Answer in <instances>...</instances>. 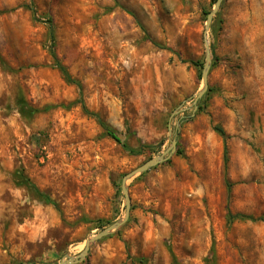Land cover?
<instances>
[{"label": "rangeland", "instance_id": "rangeland-1", "mask_svg": "<svg viewBox=\"0 0 264 264\" xmlns=\"http://www.w3.org/2000/svg\"><path fill=\"white\" fill-rule=\"evenodd\" d=\"M214 5L0 0V264L79 255L124 218L123 177L170 147V128L177 153L129 181V221L81 264H264V0L223 1L195 105ZM21 100L51 109L27 119ZM228 212L263 221L229 223Z\"/></svg>", "mask_w": 264, "mask_h": 264}, {"label": "water", "instance_id": "water-1", "mask_svg": "<svg viewBox=\"0 0 264 264\" xmlns=\"http://www.w3.org/2000/svg\"><path fill=\"white\" fill-rule=\"evenodd\" d=\"M224 0H216L215 5L212 9V11L208 14L207 20H206V28L204 31L205 35V46H206V56H205V63L203 66L201 78H202V83H203V88L197 93L196 98L194 100V104L197 105L198 102L206 95V93L209 90V74L211 71L212 67V51H211V46L210 43L207 39L208 32L211 29L212 23L214 21V18L220 11L222 4ZM181 109H177L171 116V119L174 118L175 115H177ZM170 134L172 136L171 138V145L170 147L163 153L157 155L156 157L150 159L143 165L133 169L129 173H127L122 180V193L125 197V202H126V211H125V216L123 219L113 223L112 225L104 228L101 232L96 233L92 237L86 240V246L85 249L77 256L74 257H67L66 259H62L58 263H48V264H81L84 262L89 254L91 245L109 235L112 233L118 231L123 225H125L130 218V213H131V197L129 193V181L135 179L136 177L147 173L151 169L164 164L168 162L174 154L177 153L178 149V128L175 129L174 131L170 128ZM19 264H36V263H19ZM44 264V263H43Z\"/></svg>", "mask_w": 264, "mask_h": 264}, {"label": "trees", "instance_id": "trees-1", "mask_svg": "<svg viewBox=\"0 0 264 264\" xmlns=\"http://www.w3.org/2000/svg\"><path fill=\"white\" fill-rule=\"evenodd\" d=\"M216 2V0H214V3ZM52 33V32H51ZM52 40L54 43V36L52 34ZM51 56L55 62L56 67L60 70V72L62 73V75L64 76V78L67 80V82L71 83V84H75L77 85V87L82 90V85L77 82L76 80H74L70 73L68 72L67 68L59 61V58L54 50V46L51 47ZM198 65L201 69L203 68L202 64H196ZM80 103L83 107V109L87 112L90 113L89 110H87L84 101L81 99ZM51 109V107H45L43 109L40 108H35L33 106H31L27 101L25 100H21L20 102V112L21 115L27 119H32L34 118L37 114L39 113H43L46 111H49ZM94 115L97 119H98V123L100 124V126L102 127V129L105 131V133L111 137L114 141H116L118 144H120L122 146V148L124 149L125 152H127L129 155H133V156H137L141 153V149H137V148H133L131 146H129L126 142H124L122 140V138L118 135V133L111 128L109 125H107L101 118H99L96 114H91ZM215 130L223 137L224 140H226V134L225 131L221 128V127H216ZM150 149H153L154 146H147ZM160 147V146H158ZM180 153V152H178ZM144 175V174H142ZM20 179H21V174H20ZM28 181V180H26ZM24 183V182H23ZM21 184V182H20ZM35 192L37 194V196L43 200L45 203L48 204H54L53 201L48 197V195H46L45 193L41 192L38 188L34 187ZM227 220L229 223H232L236 220L239 221H251V222H256V221H260L262 220L261 218H255L254 216L251 215H246V214H233L232 212H228L227 215ZM263 221V220H262Z\"/></svg>", "mask_w": 264, "mask_h": 264}]
</instances>
